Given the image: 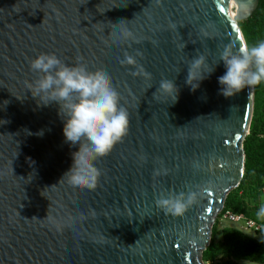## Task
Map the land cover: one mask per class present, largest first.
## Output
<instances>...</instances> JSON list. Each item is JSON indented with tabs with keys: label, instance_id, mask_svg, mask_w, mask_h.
<instances>
[{
	"label": "water",
	"instance_id": "1",
	"mask_svg": "<svg viewBox=\"0 0 264 264\" xmlns=\"http://www.w3.org/2000/svg\"><path fill=\"white\" fill-rule=\"evenodd\" d=\"M227 1L0 0V264H205L214 220L244 174L253 113V87L219 92L221 52L245 43ZM233 1L251 6L237 20L258 2ZM124 27L139 43L113 42ZM41 53L109 74L128 112L127 135L94 162L95 190L62 179L79 148L65 141L58 105L32 96ZM125 53L151 79L121 64ZM201 54L205 79L193 90L188 67ZM162 79L176 85L175 102ZM190 191L182 216L155 204Z\"/></svg>",
	"mask_w": 264,
	"mask_h": 264
},
{
	"label": "clouds",
	"instance_id": "2",
	"mask_svg": "<svg viewBox=\"0 0 264 264\" xmlns=\"http://www.w3.org/2000/svg\"><path fill=\"white\" fill-rule=\"evenodd\" d=\"M126 41L139 43L127 27L118 29L113 42ZM136 55L142 53L137 52ZM219 60L226 69L225 74L217 78L219 92L225 98L264 81V42L252 47L244 43L238 52H233L232 46H226ZM120 63L135 66L134 76L151 79V74L138 64L134 55L125 53ZM204 64L205 57L201 54L191 60L188 67L186 82L193 90L205 79ZM30 68L38 74L34 83L29 85L33 98L39 99L43 106L58 105V114L64 122L65 141L79 148L72 153L73 164L62 179L74 188L95 190L101 175L95 167V160L108 155L113 146L127 135L129 128L128 112L119 103L120 95L112 85L110 75L102 70L90 71L80 63L69 66L55 54L45 53L31 60ZM158 90L173 97L172 102L177 100L178 89L173 80L162 79ZM154 174L160 175V170H154ZM195 200L196 193L191 191L169 193L166 196L161 194L155 204L167 214L182 216ZM258 215L264 216V207Z\"/></svg>",
	"mask_w": 264,
	"mask_h": 264
},
{
	"label": "trees",
	"instance_id": "3",
	"mask_svg": "<svg viewBox=\"0 0 264 264\" xmlns=\"http://www.w3.org/2000/svg\"><path fill=\"white\" fill-rule=\"evenodd\" d=\"M240 26L250 47L264 42V0H261L257 10L248 19L240 22ZM255 31H260L262 38L255 36L252 42L250 38L255 35ZM259 125L261 129L258 128L257 121L252 120L249 136L244 141L246 159L244 175L240 186L247 185V188L243 190L242 195L238 198L228 196L224 209L230 210L235 214L245 215L244 217L262 224L257 220V216L248 208L247 203L244 202L245 197L249 196L247 191L257 188L264 177V137L263 140L257 138V134L264 136V112L262 113ZM221 236V241L217 243L211 241L208 248L203 252V262H213L218 258H234L248 263L264 264V242L252 239L232 228L222 229ZM224 264L238 263L229 260Z\"/></svg>",
	"mask_w": 264,
	"mask_h": 264
},
{
	"label": "rangeland",
	"instance_id": "4",
	"mask_svg": "<svg viewBox=\"0 0 264 264\" xmlns=\"http://www.w3.org/2000/svg\"><path fill=\"white\" fill-rule=\"evenodd\" d=\"M248 18H246V19H248ZM235 21H236V24H237V26L239 27V29H240V31L242 33V36L244 38L245 43H247V45H248L247 38L244 35L243 31L241 30V26H240V22H242L244 20H237L235 18ZM255 36H258V37L262 38L261 32L260 31H255V35L250 38V40L252 42L254 41L253 38ZM253 88H254V95H253L254 97H253V113H252L251 122H252V120L257 121L258 128L261 129V126L259 124L261 122L262 113L264 112V107H263V104H264V81H262L261 84L254 86ZM251 122H250V125H251ZM249 133H250V129H249ZM248 136H249V134L245 137V139ZM263 137H264L263 135L257 134V138L258 139L263 140ZM244 141H243V151H244ZM244 156H245V159H246L245 151H244ZM244 170H245V165H244ZM239 186H240V184L238 185V187H236L235 189L230 191L228 196H231V197L233 196L234 198L240 197L242 195V193H243V190H245L247 188V185L240 186V187ZM247 192L249 193V196L245 197L244 202L247 203L248 208L257 216V220L264 225V216L258 215V213L260 212V209L262 207H264V177L261 179V182H260L259 186H257V188L252 189V191H251V189H249ZM252 193H254V194L251 195ZM228 196H227V198H228ZM227 198H226V200H227ZM224 205H225V203H224ZM239 215H242V214H239ZM224 228H232L234 230H237V231L241 232L242 234H245V235L249 236L252 239L257 240L256 237L251 232H249L248 230L244 229L242 222H235V223L234 222H230L229 220L224 219L221 216V214L219 213V215L214 220V223H213V225L211 227V241L213 243H217V242L222 240L221 231ZM257 241H259V240H257ZM259 242H261V241H259ZM229 260H231V261H233L235 263H238V264H258V263H248V262H245V261L236 260L234 258H230V259H228V258H218L216 261L204 262V263L205 264H224L225 262H227Z\"/></svg>",
	"mask_w": 264,
	"mask_h": 264
},
{
	"label": "built area",
	"instance_id": "5",
	"mask_svg": "<svg viewBox=\"0 0 264 264\" xmlns=\"http://www.w3.org/2000/svg\"><path fill=\"white\" fill-rule=\"evenodd\" d=\"M220 214L224 219H227L230 222H242L244 229L251 232L257 240L264 242V225L255 222L252 219L245 218L242 215L235 214L230 210H225L224 208L222 209Z\"/></svg>",
	"mask_w": 264,
	"mask_h": 264
},
{
	"label": "bare ground",
	"instance_id": "6",
	"mask_svg": "<svg viewBox=\"0 0 264 264\" xmlns=\"http://www.w3.org/2000/svg\"><path fill=\"white\" fill-rule=\"evenodd\" d=\"M226 4L228 5V14L230 16V19H231L233 25H235V29L238 32V34H239L238 36H239V38H240V40H241V42L243 44V42H244L243 41V36H242V33H241L239 27L236 24L235 18L239 14H248L249 11L251 10V6H249V5L239 6L233 0H228ZM247 132L248 131H247V127H246L244 136L247 135Z\"/></svg>",
	"mask_w": 264,
	"mask_h": 264
},
{
	"label": "flooded vegetation",
	"instance_id": "7",
	"mask_svg": "<svg viewBox=\"0 0 264 264\" xmlns=\"http://www.w3.org/2000/svg\"><path fill=\"white\" fill-rule=\"evenodd\" d=\"M260 3H261V0H258L257 5H256V8H255V10L253 11V13L257 10V8H258V6L260 5Z\"/></svg>",
	"mask_w": 264,
	"mask_h": 264
},
{
	"label": "snow or ice",
	"instance_id": "8",
	"mask_svg": "<svg viewBox=\"0 0 264 264\" xmlns=\"http://www.w3.org/2000/svg\"><path fill=\"white\" fill-rule=\"evenodd\" d=\"M223 10V9H222ZM233 27H235V25H233ZM237 139H240V137H237Z\"/></svg>",
	"mask_w": 264,
	"mask_h": 264
}]
</instances>
